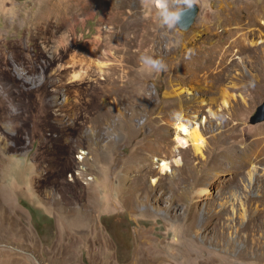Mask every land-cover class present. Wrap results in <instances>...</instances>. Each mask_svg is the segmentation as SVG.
Listing matches in <instances>:
<instances>
[{
	"label": "rangeland",
	"instance_id": "374dc122",
	"mask_svg": "<svg viewBox=\"0 0 264 264\" xmlns=\"http://www.w3.org/2000/svg\"><path fill=\"white\" fill-rule=\"evenodd\" d=\"M255 1L193 0L184 31L142 0H0V264H264V121L250 122L264 23L242 7ZM49 11L55 28L68 19L64 52L62 33H39ZM98 37L118 70H86ZM174 111L203 120L202 152L177 142Z\"/></svg>",
	"mask_w": 264,
	"mask_h": 264
},
{
	"label": "bare ground",
	"instance_id": "6f19581e",
	"mask_svg": "<svg viewBox=\"0 0 264 264\" xmlns=\"http://www.w3.org/2000/svg\"><path fill=\"white\" fill-rule=\"evenodd\" d=\"M249 4V3H248ZM242 7H244V9H246L247 11H245V12H248V16H247V20H246V24H259V20H262V23H264V0H262L261 2H258V1H255V2H252L251 4H249V5H244V6H242ZM49 10V9H48ZM65 10V9H64ZM63 10V11H64ZM59 11V10H58ZM61 11V10H60ZM59 11V12H60ZM91 15H94V12L93 13H91ZM64 16V15H63ZM62 16V17H63ZM118 16V15H117ZM46 17V19H43L46 23H44L45 25L44 26H42V28H40L39 29V33L40 34H42V37L43 38H49V34H52L53 33V35L55 34V35H57V33H62L61 35H60V37H59V40H58V46L56 47V49L54 50V52L56 53V52H58L57 51V49H61L62 50V52H64L66 49H67V43L69 42L68 41V35L66 36V35H64L63 34V29H62V27H63V24L64 25H68V19H66V18H64V21L62 20V24H58L59 26L57 27V28H55V26H52V18L54 17V16H52L51 15V13H50V11H49V13H47V15L45 16ZM55 17H56V15H55ZM109 17H110V19L112 20V21H116L115 19L117 18V17H115L114 18V15L113 14H111V15H109ZM58 18V17H57ZM56 18V19H57ZM119 18H120V16H119ZM118 18V19H119ZM59 19V18H58ZM119 21V20H118ZM73 21H70V25L71 26H74V24L72 23ZM40 25H42V24H40ZM55 29H54V28ZM238 30H239V28L237 27L235 30H232V31H229V33L230 34H232V35H234L235 33H237L238 32ZM252 31H250V33H251ZM238 38H240V36L238 37ZM238 38H235V40H234V42L236 43V41H237V39ZM96 40V42H94L92 45H91V56H98L99 58H95L94 57V59L93 60H91V62L90 63H88V66L90 67V68H86V70L87 71H89L90 69H91V67H95V68H98L99 70H104V69H106L107 67L109 68V69H111V71H113V70H118V63H116L115 61H111L112 59H110L111 58V54H112V49H109V51H103L102 50V48H101V46H100V44H101V42H100V39H99V37L98 38H96L95 39ZM129 43H131V42H129ZM69 45H70V42H69ZM141 46H143L144 45V42H142V44H140ZM47 46V45H46ZM44 48H46V47H44ZM221 48V45L220 44H218V45H216V52H218L219 51V49ZM49 49V48H48ZM46 50V49H45ZM100 51H102V52H100ZM59 55H61V52H60V54ZM102 57V59L103 60H100V58ZM78 60L79 59H77V55L75 54V55H71V62H72V64L74 65V66H76L75 64H77L78 66H77V68L78 69H76V70H74V76L75 77H77V79L78 78H83V73L85 72H83L81 69H85V66H81L79 63H78ZM211 60V55L210 54H208V56H207V59H205V62H207V61H210ZM263 62H264V60H263ZM209 65V64H208ZM199 66H201V65H198V67ZM197 67V68H198ZM79 72H81V74H79ZM204 79L203 78H198V83L199 84H203L204 83V81H203ZM197 81V80H196ZM205 88V87H204ZM200 89V88H199ZM202 89V88H201ZM218 90V89H217ZM221 93H223V92H221ZM95 94H96V89H94V93L91 95V99L93 100L94 98H95ZM85 95V94H84ZM203 103H206V102H204L203 101ZM223 105H225V107H223L222 109H218L217 110V114L218 115H222V113L224 112V109L226 108V107H229V106H227L228 105V102H225L224 101V104ZM189 106V105H188ZM231 106V105H230ZM96 109L94 110V111H99V107H95ZM181 110H185L186 109V106H184V105H181ZM230 108V107H229ZM228 109V108H227ZM229 110V109H228ZM85 111V110H84ZM82 114V113H81ZM80 114V115H81ZM224 114V113H223ZM202 119H201V121H198V120H196V124H195V126L194 127H191L186 121H183L182 123H184L185 124V127H186V129H187V131L185 132V131H181L179 128H178V126H177V132H176V134H175V138H176V140H177V142L181 145V146H183V147H187V146H189V145H191V144H194L195 145V147H196V149L198 150V151H200V152H202L203 151V148H204V146H205V144H206V138H205V136L202 134V132H201V125H202ZM195 132H197L196 133V135H195V138H193L192 139V134L193 133H195ZM224 155L227 157V158H230V157H232L233 158V156L230 154V152L229 153H227V152H224ZM231 158V159H232ZM169 161H167V160H163V162H162V165H164V167H169ZM203 191V190H202Z\"/></svg>",
	"mask_w": 264,
	"mask_h": 264
},
{
	"label": "clouds",
	"instance_id": "9594fccd",
	"mask_svg": "<svg viewBox=\"0 0 264 264\" xmlns=\"http://www.w3.org/2000/svg\"><path fill=\"white\" fill-rule=\"evenodd\" d=\"M143 6L145 8L154 9V16L158 23L168 30L181 29L183 30V18L188 14L195 5L193 0H142ZM190 58V57H186ZM139 64L144 71L147 72H162L167 70V66L163 63L161 59H157L149 54H141L138 57ZM247 88H254L255 82L248 81L245 85ZM16 112V109H13ZM213 120L217 124H222L227 117L218 115L213 112L210 113ZM172 119L177 123L178 128L181 131H187L185 124L182 123L185 120L184 114L179 111H174L171 114ZM143 123V121H141ZM8 131L11 134L14 133V129L8 127Z\"/></svg>",
	"mask_w": 264,
	"mask_h": 264
},
{
	"label": "water",
	"instance_id": "95a60500",
	"mask_svg": "<svg viewBox=\"0 0 264 264\" xmlns=\"http://www.w3.org/2000/svg\"><path fill=\"white\" fill-rule=\"evenodd\" d=\"M195 5L193 6V9L184 16L183 18V30L188 31L191 29L193 24L196 22V19L200 12V5L196 2H193ZM264 121V102L261 103L258 107L256 112L251 116L250 122L253 124L260 123Z\"/></svg>",
	"mask_w": 264,
	"mask_h": 264
}]
</instances>
